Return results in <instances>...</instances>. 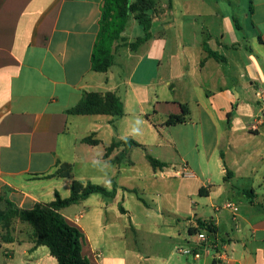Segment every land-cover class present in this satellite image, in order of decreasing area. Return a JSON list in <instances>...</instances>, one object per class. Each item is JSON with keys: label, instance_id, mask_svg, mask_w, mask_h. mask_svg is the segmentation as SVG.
Wrapping results in <instances>:
<instances>
[{"label": "crops", "instance_id": "obj_1", "mask_svg": "<svg viewBox=\"0 0 264 264\" xmlns=\"http://www.w3.org/2000/svg\"><path fill=\"white\" fill-rule=\"evenodd\" d=\"M155 1L150 40L118 44L102 73L91 59L103 0H0V195L32 210L69 198L74 180L105 187L111 195L60 211L90 264H264V0ZM91 92L113 93L124 116L68 114ZM182 105L188 121L166 126ZM92 134L98 145L82 142ZM125 139L141 146L106 157ZM169 146L180 169L164 158ZM138 149L166 166L148 161L143 173ZM63 164L69 175L52 176ZM199 220L217 228L203 243L202 230L190 233ZM17 222L13 242L0 239V264H58ZM183 245L200 257L180 258Z\"/></svg>", "mask_w": 264, "mask_h": 264}, {"label": "trees", "instance_id": "obj_2", "mask_svg": "<svg viewBox=\"0 0 264 264\" xmlns=\"http://www.w3.org/2000/svg\"><path fill=\"white\" fill-rule=\"evenodd\" d=\"M155 0H103L102 14L100 19V30L92 54V70L94 72H107L114 63V46L123 43L132 51L137 50L143 43L151 38L153 24L152 13L155 11ZM251 10L253 7L251 6ZM135 19L143 28L144 36L137 38L134 42L127 43L123 36L131 19ZM209 55L222 60L216 53L206 48ZM70 115L78 116H124L122 102L113 93H86L78 105L68 111ZM190 109L182 105V113L170 115L165 121L166 126H176L188 121ZM94 134L85 137L82 142L89 145H98L99 141L94 139ZM124 146L125 150L141 145L133 139H125L113 142L108 147L106 157L117 147ZM148 161L154 169L163 168L166 165L157 159L148 156ZM71 165L63 164L52 176L67 177L71 171ZM93 194L111 195L102 186L91 183L84 184L74 180L71 187V195L62 199L57 195L56 200L49 204H37L32 210H21L13 203L0 195V224L3 234L0 239L13 242L12 229L16 220L28 224L31 229V241L35 247L46 246L58 264H90L82 253L83 234L68 224L61 210L71 205L80 203ZM200 195H209L207 188L200 190ZM205 230L210 236L217 233V228L212 221L205 223L199 220L198 226L190 229L191 234Z\"/></svg>", "mask_w": 264, "mask_h": 264}, {"label": "rangeland", "instance_id": "obj_3", "mask_svg": "<svg viewBox=\"0 0 264 264\" xmlns=\"http://www.w3.org/2000/svg\"><path fill=\"white\" fill-rule=\"evenodd\" d=\"M132 1H134V0H132ZM177 2L179 3V4H181V5H184L183 3H184V0H177ZM179 13V12H178ZM180 14V13H179ZM173 33H176V32H173ZM126 36L127 37H129L130 38V40L133 42V41H135L138 37H141V36H144V31H143V28L139 25V23L135 20V19H131L130 20V22H129V25H128V27H127V31H126ZM118 44H115V46L114 47H116ZM120 45H123V43H121V42H119V47H120ZM88 125L87 124H84L83 126H81L80 127V132L82 133V132H84L88 127H87ZM125 128H126V126H124ZM101 136L102 137H104V138H106V133L104 134V133H101ZM99 149H101V150H99V152H101L102 151V146L99 148ZM163 149H166L165 150V157L164 158H168L167 160H170L171 161V163L172 164H176V168H178V169H180L181 168V166L183 165V162H182V160H181V158L179 157V154H178V152L175 150V148L172 146V147H166V148H163ZM160 150H157L156 148L155 149H151V152L152 153H154V155L156 154V155H160V156H163L164 154H163V151H162V154L159 152ZM146 152L144 151V150H142V149H138L136 152H135V155L133 156V158H134V160L136 161V163H137V166H138V169H140L143 173H146L147 171H146V165H149L148 163V159L146 158ZM96 155L97 156H100V153L99 154H97L96 152L93 154V155H91L92 156V160H94L95 158H96ZM99 163H101L100 161H99ZM100 167H101V164H99V166L98 167H95V168H97V169H95V170H101L100 169ZM148 169V168H147ZM82 171H84V168H83V166H77V168L75 169V173L74 174H80ZM97 172H99V171H97ZM136 200H134V203H136L135 202ZM149 201V200H148ZM130 204V203H129ZM155 214H156V216L153 218V220H157L158 221V223L159 224H161V222H159V219H157V218H159L158 216H157V212L155 211ZM140 220L141 221H144V218H143V216H141L140 217ZM126 221V220H125ZM147 223H148V221H146ZM17 220L15 221V224L17 225ZM23 224H25L29 229H31V227L28 225V224H26V223H23ZM124 225V222L123 223H121V222H119V225ZM128 224V223H127ZM149 225V224H148ZM162 225V224H161ZM127 227V226H126ZM179 227H181V226H179ZM0 229H2V226H1V224H0ZM119 229H122V228H119ZM129 229V228H128ZM184 229H186L185 228V226H184ZM126 236H128V238L130 237L129 236V234H127ZM178 247H180V246H178ZM130 248H132V247H130ZM182 248H184V249H191V250H193V248H191V246L189 247V246H187V245H183V247ZM174 247L172 246V247H170L169 249H167L166 251L167 252H170L171 250H173L174 251ZM175 251L176 252H178V248H176L175 249ZM127 252V251H126ZM182 254H180V258L182 257V258H184V255H182Z\"/></svg>", "mask_w": 264, "mask_h": 264}, {"label": "built area", "instance_id": "obj_4", "mask_svg": "<svg viewBox=\"0 0 264 264\" xmlns=\"http://www.w3.org/2000/svg\"><path fill=\"white\" fill-rule=\"evenodd\" d=\"M227 208H230L232 210L237 211L238 208H236L232 203L228 202L226 204ZM209 238V234L208 232H206L205 230H202L201 232H199L197 234V239L199 243H203L206 242ZM178 253L183 254V255H193L196 258L200 257V253L197 252L196 250H191V249H178Z\"/></svg>", "mask_w": 264, "mask_h": 264}, {"label": "clouds", "instance_id": "obj_5", "mask_svg": "<svg viewBox=\"0 0 264 264\" xmlns=\"http://www.w3.org/2000/svg\"><path fill=\"white\" fill-rule=\"evenodd\" d=\"M138 123H139V121H138Z\"/></svg>", "mask_w": 264, "mask_h": 264}]
</instances>
